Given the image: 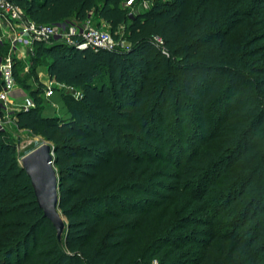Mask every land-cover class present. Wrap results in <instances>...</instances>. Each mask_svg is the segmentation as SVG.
I'll return each instance as SVG.
<instances>
[{
	"label": "trees",
	"instance_id": "trees-1",
	"mask_svg": "<svg viewBox=\"0 0 264 264\" xmlns=\"http://www.w3.org/2000/svg\"><path fill=\"white\" fill-rule=\"evenodd\" d=\"M14 1L36 24L94 13L129 47L34 40L26 74L13 62L34 101L15 124L54 147L66 226L59 238L0 129V264H264V0H155L132 16L131 0ZM43 62L81 91L78 110L42 112ZM172 70L194 113L165 141L168 99L158 125L144 107Z\"/></svg>",
	"mask_w": 264,
	"mask_h": 264
},
{
	"label": "rangeland",
	"instance_id": "rangeland-1",
	"mask_svg": "<svg viewBox=\"0 0 264 264\" xmlns=\"http://www.w3.org/2000/svg\"><path fill=\"white\" fill-rule=\"evenodd\" d=\"M155 0H131V1H126L123 3V6L128 8L129 11V16H132L136 13L145 11L148 9L151 5V3ZM97 20V17L94 15V13L89 14L88 18L84 21H74V18H71L70 20L66 22H61L58 23L56 26L58 28V31L61 29H67L70 25H78V26H91L98 28L99 30L106 31L108 33H111L109 27L102 21ZM118 35V39H113V46L118 47L120 49H127L129 47V43L125 39V27L120 26L116 32ZM113 36V35H112ZM62 37L61 36H56L53 37L55 40H60ZM51 39V42L52 40ZM0 41L4 44V50L2 52V55L0 56L1 59H4L7 53H5L7 50L8 53H12V63L14 61H21L20 63V68H18V74L23 75V73L26 74L28 69H30L34 64L31 63L30 60V55L31 54L28 50L25 51V56L20 57L17 56L16 53H14V50H12V43L8 41L5 35L0 36ZM8 47V48H7ZM161 55V54H160ZM163 63H169L167 60H163ZM47 63H40L39 66L36 67V71L38 74L39 79L46 80V71L47 70ZM172 75L174 76V80L172 78H167L165 79L166 81V88L164 92L161 93V96H158L157 91H153L150 95V99L148 100V103L144 107V113L146 117L150 118L149 122L150 123H155L158 125L159 122V117H158V112L161 110V107L164 103L163 96L165 95L166 98L168 99V105L167 108L169 109V113L171 115L170 121L164 126L167 130V133L160 138V140H165L168 141L171 133L173 132H187L188 127L186 123L182 126L178 125L177 117L180 116V114H186L189 115L190 113H194V110L192 108V105L190 104V101L183 95V92L180 90V84L177 80V76L172 70ZM26 82H30V78L26 79ZM17 85V84H16ZM47 85H51L53 87V93L50 96H45L44 93L41 96L42 97V104H43V109L42 112L44 114H52V115H61L64 116L69 108H72L74 110H78V108H73L71 107L74 106L75 101H78L81 95V91L77 88L74 87H68L64 84H57L53 80H47L45 87ZM21 87V86H19ZM22 88V87H21ZM22 90H24L22 88ZM24 92H26L24 90ZM15 92H10V96H13ZM10 96L8 97V100L5 102V104H2L4 107L3 110H1L0 115L2 118V129L7 137L9 139L13 140L15 145H16V150L18 157H21L25 152L28 150L34 148L38 144H40L42 141H45L40 135H35L32 134L30 131L26 129H21L16 126L15 124V112L18 111L21 108V105L24 102V98H20L14 103L15 101L11 98ZM164 96V97H165ZM71 103V104H70ZM78 107V105H75ZM211 127V126H209ZM183 129L182 131L180 129ZM168 132L170 135H168ZM179 135V134H178ZM188 139V137H187ZM164 141V142H165ZM190 142V140H189ZM169 142H165L164 146L158 144L157 146H152V150L155 152L158 151L161 155L167 150L166 144ZM191 143V142H190ZM189 143V147H190ZM172 148V147H171ZM132 149H136L135 147H132ZM151 153V152H150ZM56 169V167H55ZM66 221V220H65ZM193 243V242H192ZM155 263V260H153L152 264Z\"/></svg>",
	"mask_w": 264,
	"mask_h": 264
},
{
	"label": "built area",
	"instance_id": "built-area-1",
	"mask_svg": "<svg viewBox=\"0 0 264 264\" xmlns=\"http://www.w3.org/2000/svg\"><path fill=\"white\" fill-rule=\"evenodd\" d=\"M0 20L4 22L6 27L14 31L15 34L11 39L12 50L16 49V44L22 43L27 46V50L32 52L33 41L40 40L50 42L53 37L61 36V40L70 45H75L78 48L92 47L94 49H112L113 36L98 28L91 26L70 25L67 29L58 31L57 24H36L35 22L24 17L22 8L15 3L14 0H0ZM76 37L80 38L78 41ZM157 42L160 39L156 38ZM12 53H7L4 59L0 57V80L3 86L0 90V112L4 107L2 104L8 100L10 91L16 85L12 71ZM44 95L50 96L53 93V87L47 85L44 89ZM2 103V104H1ZM34 106V101L25 96L24 102L21 105L22 110H28ZM3 122L0 115V129Z\"/></svg>",
	"mask_w": 264,
	"mask_h": 264
},
{
	"label": "water",
	"instance_id": "water-1",
	"mask_svg": "<svg viewBox=\"0 0 264 264\" xmlns=\"http://www.w3.org/2000/svg\"><path fill=\"white\" fill-rule=\"evenodd\" d=\"M21 168L31 181L38 206L61 235L65 229V216L59 211L58 175L54 166V147L42 141L25 152L20 158Z\"/></svg>",
	"mask_w": 264,
	"mask_h": 264
},
{
	"label": "crops",
	"instance_id": "crops-1",
	"mask_svg": "<svg viewBox=\"0 0 264 264\" xmlns=\"http://www.w3.org/2000/svg\"><path fill=\"white\" fill-rule=\"evenodd\" d=\"M2 35H5L6 38L8 39V41H11L12 37L14 36L15 32L14 31H11L9 30L6 25L4 24V22L2 20H0V36ZM8 48V47H7ZM6 52L5 53H8L7 50H5ZM25 51H27V46L26 45H23L22 43H17L16 44V49L14 50V53L17 54V56H20V57H24L25 56ZM39 66V65H38ZM40 67V66H39ZM46 71V80H43V79H40V81H42L44 84H46L47 80H51L49 75H48V72L47 70ZM10 92H15L13 96H10L11 100L13 99L16 103V101L20 98H23L25 96H28L27 95V92H24V90H22L21 87H19L18 85H15L14 88L10 91ZM10 94V93H9Z\"/></svg>",
	"mask_w": 264,
	"mask_h": 264
}]
</instances>
